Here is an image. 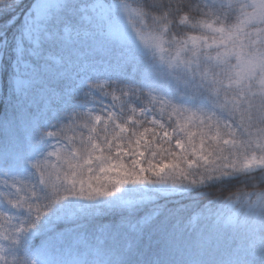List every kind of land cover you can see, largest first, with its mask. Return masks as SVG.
I'll list each match as a JSON object with an SVG mask.
<instances>
[{
	"label": "snow or ice",
	"instance_id": "1",
	"mask_svg": "<svg viewBox=\"0 0 264 264\" xmlns=\"http://www.w3.org/2000/svg\"><path fill=\"white\" fill-rule=\"evenodd\" d=\"M0 264H264V0H0Z\"/></svg>",
	"mask_w": 264,
	"mask_h": 264
}]
</instances>
